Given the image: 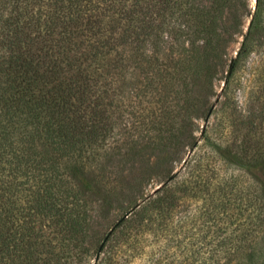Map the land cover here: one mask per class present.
I'll use <instances>...</instances> for the list:
<instances>
[{
    "label": "trees",
    "instance_id": "trees-1",
    "mask_svg": "<svg viewBox=\"0 0 264 264\" xmlns=\"http://www.w3.org/2000/svg\"><path fill=\"white\" fill-rule=\"evenodd\" d=\"M111 13L133 46L125 59L155 69L186 97L196 80L206 91L214 79L228 82L217 75L236 35L243 39L232 72L254 54L264 57V0L253 11L247 0H0V264H264V160L245 152L231 166L229 149L217 152L206 128L201 150L210 147L219 164L198 153L186 160L187 170L92 248L95 204L125 195L124 183L94 168L106 129L100 102L89 96L91 52L83 49L84 33ZM51 36L58 41L47 45ZM260 77L252 78L259 94ZM202 106L186 100L188 131L169 150L166 177L183 146L199 147L194 118ZM187 200L193 207L184 213Z\"/></svg>",
    "mask_w": 264,
    "mask_h": 264
},
{
    "label": "rangeland",
    "instance_id": "rangeland-1",
    "mask_svg": "<svg viewBox=\"0 0 264 264\" xmlns=\"http://www.w3.org/2000/svg\"><path fill=\"white\" fill-rule=\"evenodd\" d=\"M247 1L253 11L256 0L255 3L253 0ZM8 14V9L4 10L1 12V18H6ZM250 18L248 15L244 17L243 32L247 31ZM118 19L117 14L111 13L103 18L100 29L84 33L83 49L91 52L86 61L90 71L89 96L93 104L100 102L106 129L104 149L94 157V168L110 173L108 175H112L118 186H121L118 178L124 183L122 188L125 193L118 196L111 205L102 206L100 202L95 204L91 222L93 249L104 241L112 227L115 226L110 236L118 233L121 227H117L116 223L128 214L133 206L139 203L140 207L147 196L155 194L163 185L173 182L175 173L187 170L189 162L185 163L186 160H191L198 153L203 162L213 160L212 163L219 164L220 159L213 156L210 147L204 146L201 150V145L206 139L202 136L203 127L206 128V136L214 137V148L220 146L216 149L217 152L225 153L228 151L226 149H229L231 161L228 160L227 163L231 166L235 167V161L243 160L245 152L248 155L259 154L264 160V92L259 94L258 83L252 79L258 73L261 75L260 80L264 81V57L254 54L232 72V62L243 35H236L231 39L224 51V62L219 67L217 77L226 76L228 82L222 78L214 79L213 90L206 91L203 79L196 80L191 84L190 97H186L180 92V87L175 89L171 86L167 77L156 75L155 69H141L140 63H135L132 56L128 61L125 59L133 46L127 36L125 37L124 24L120 23L122 27H113ZM57 41L58 36H51L45 43L50 45ZM81 50L79 49L78 53ZM193 97L206 106L205 109L202 106L198 110V117L194 118V135L199 147L183 146V152L180 154L183 159L173 163L172 174L166 177L169 150L175 142L177 146L180 145L188 131V128H183V119L187 114L186 100ZM192 102L197 103L196 100ZM217 133L222 137L220 140L216 139ZM170 134L173 137L171 143L167 138ZM211 140L213 139L208 143ZM237 152H241L242 156H234ZM223 168H226V165H223ZM232 169L241 172L238 167L228 168ZM121 175H126L127 179L124 180ZM127 181H130L129 185ZM240 184L244 189L247 180L243 178ZM191 203V200L186 201L184 213L193 207ZM92 263L95 264L96 261L93 259ZM137 264H144V261L138 260Z\"/></svg>",
    "mask_w": 264,
    "mask_h": 264
},
{
    "label": "water",
    "instance_id": "water-1",
    "mask_svg": "<svg viewBox=\"0 0 264 264\" xmlns=\"http://www.w3.org/2000/svg\"><path fill=\"white\" fill-rule=\"evenodd\" d=\"M230 71H231V69L229 70V73H230ZM203 130H204V127H203ZM171 178H172V176L168 179V181H169ZM137 207H139V203H137L135 206H133V207L131 208V210H130L129 213H131L132 211H134ZM129 213H128V214H129ZM128 214H125V215L123 216V218L127 217ZM118 223H119V222H117L116 225H117ZM114 228H115V226L112 227V228L110 229V231L106 234L105 239H104V241L102 242L101 248H102L103 244L105 243V241H106V240L109 238V236L112 234Z\"/></svg>",
    "mask_w": 264,
    "mask_h": 264
},
{
    "label": "snow or ice",
    "instance_id": "snow-or-ice-1",
    "mask_svg": "<svg viewBox=\"0 0 264 264\" xmlns=\"http://www.w3.org/2000/svg\"><path fill=\"white\" fill-rule=\"evenodd\" d=\"M253 3H255V0H253Z\"/></svg>",
    "mask_w": 264,
    "mask_h": 264
}]
</instances>
